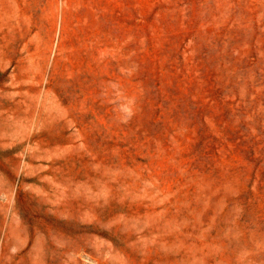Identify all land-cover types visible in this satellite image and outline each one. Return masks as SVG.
<instances>
[{
    "label": "rangeland",
    "instance_id": "rangeland-1",
    "mask_svg": "<svg viewBox=\"0 0 264 264\" xmlns=\"http://www.w3.org/2000/svg\"><path fill=\"white\" fill-rule=\"evenodd\" d=\"M0 264H264V0H0Z\"/></svg>",
    "mask_w": 264,
    "mask_h": 264
}]
</instances>
